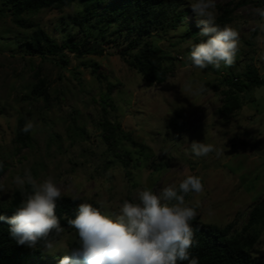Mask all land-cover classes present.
I'll list each match as a JSON object with an SVG mask.
<instances>
[{"label": "rangeland", "instance_id": "374dc122", "mask_svg": "<svg viewBox=\"0 0 264 264\" xmlns=\"http://www.w3.org/2000/svg\"><path fill=\"white\" fill-rule=\"evenodd\" d=\"M125 1L106 0L98 12ZM166 1L182 3L189 10L187 25L200 29L201 18L191 10L189 0ZM236 1L215 0V20ZM256 9L262 8L249 4L234 11L227 25L239 33V51L234 64L226 69L222 65L221 73L191 66L188 56L194 41L185 39L183 27L154 36V44L173 64L171 77L160 85L146 83L118 55L124 33L112 27L101 38L98 30L78 22L83 16L80 2L25 15L23 26L13 21L10 12L0 11V161L6 168L0 176V201L8 204L16 193L22 194L14 179L29 170L38 182L51 177L61 197L115 215L125 200L138 202L139 191L147 188L160 194L168 186L178 189L183 179L195 175L202 178L204 191L190 192L185 198L197 213L195 219L231 227L230 233L240 231L251 209L264 199V85L243 94L242 109L225 117L219 109L226 88L214 87L222 75L242 73L248 66L257 68L264 79L260 27L264 18ZM37 28L58 43L75 35L78 42H88L87 47L102 54L31 55L27 44ZM39 79L48 85L49 105L33 94ZM189 81L206 91L195 96L182 92ZM23 117L36 124L28 147L16 142ZM106 122L120 125L136 144L105 138ZM194 140L222 148L224 154L197 158L190 151ZM25 191L31 192L30 186L25 185ZM73 242L79 239L70 228L55 245L61 250L45 248L43 259L60 261L62 250ZM252 253L259 263L264 261V228Z\"/></svg>", "mask_w": 264, "mask_h": 264}, {"label": "trees", "instance_id": "16d2710c", "mask_svg": "<svg viewBox=\"0 0 264 264\" xmlns=\"http://www.w3.org/2000/svg\"><path fill=\"white\" fill-rule=\"evenodd\" d=\"M78 2H80V12L83 13L82 19L78 20L81 25L86 22L93 30L99 31L101 38H104V33L112 27H116L121 34L124 33L125 40L122 43L123 47L117 51L118 55L130 69L136 71L146 83L151 85L165 83L173 72L171 60L154 44V36L168 35L183 27L185 39H193V46L206 39L199 34V28L187 25L189 10H186L182 3L175 1L126 0L120 7L104 9L103 13H99L98 10L106 0H1L0 11L10 12L13 21L23 26L26 24L25 15L46 9L62 10ZM249 4L264 9V0H237L233 7L226 8L215 20L216 25L223 28L231 22L236 9ZM94 17L96 24L91 23ZM86 43L88 42H78L75 35H71L66 42L58 43L44 29L37 28L30 35L27 45L31 55L37 54L42 57H63L66 51L77 57L102 54L87 47ZM207 69H211V66ZM219 71L222 72L221 69ZM263 85L264 79L261 78L258 69L252 66H248L242 73L229 71L226 75H222L220 84L214 87L216 90H220V87L226 88L223 91L224 99L219 113L225 117L241 110L243 106L241 96ZM112 89L109 88L107 99H110ZM33 94L36 98H41L46 105L50 104V94L45 80H38ZM26 120L27 117L21 118L17 127L16 142L21 147H28L32 140L31 131L29 133L21 131ZM105 129L107 132L105 138L108 140L111 139L108 136H112L136 144L118 124L106 122ZM5 169V164L0 161V176ZM23 199L22 194L16 193L10 203L5 204L0 201V216L11 217ZM78 207V200L69 196H62L57 201L56 215L60 218L61 227L65 231L71 228L67 220L75 218ZM190 223L195 240L190 254L198 258L199 264H264V261L259 263L252 253L264 228V199L254 205L246 223L235 233H230L231 227L208 225L198 219H193ZM9 228L10 225L6 220H0V264H59V261L49 262L43 259L42 250L45 249L43 241L35 248L19 245L11 236ZM60 237L53 236L52 239L59 240ZM78 246V242L71 244V247ZM178 264H187V261Z\"/></svg>", "mask_w": 264, "mask_h": 264}, {"label": "clouds", "instance_id": "9594fccd", "mask_svg": "<svg viewBox=\"0 0 264 264\" xmlns=\"http://www.w3.org/2000/svg\"><path fill=\"white\" fill-rule=\"evenodd\" d=\"M189 4L201 18L199 34L206 38L192 47L188 56L191 66L201 71L209 66L217 71L222 65L231 67L239 51L238 31L228 25L223 28L216 25L215 0H189ZM255 12L264 18V9ZM260 27L264 30V25ZM181 91L195 96L206 89L203 85L193 87L189 81ZM35 128V122L29 119L21 131L29 133ZM190 151L197 158L213 152L217 158L224 154L222 148L195 140L190 144ZM14 183L24 199L11 217L0 216V220L10 225L11 236L19 245L35 248L43 241L47 250H61L55 248L58 240L52 239L65 232L55 211L61 189L51 177L38 182L29 170H25L23 178L16 176ZM25 185L30 186L31 192L25 191ZM203 191L202 178L188 175L178 189L168 186L160 194L147 188L139 191L138 202L125 200L115 215L102 212L90 203H80L75 218L67 220L76 230L79 246L62 250L65 254L59 264H178L184 261L199 264L198 258L190 254L195 243L190 222L197 213L186 205L185 196Z\"/></svg>", "mask_w": 264, "mask_h": 264}]
</instances>
